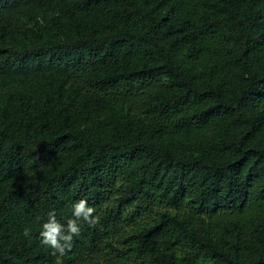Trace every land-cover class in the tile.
I'll return each mask as SVG.
<instances>
[{"label":"trees","instance_id":"trees-1","mask_svg":"<svg viewBox=\"0 0 264 264\" xmlns=\"http://www.w3.org/2000/svg\"><path fill=\"white\" fill-rule=\"evenodd\" d=\"M0 264H264V0H0Z\"/></svg>","mask_w":264,"mask_h":264},{"label":"clouds","instance_id":"clouds-1","mask_svg":"<svg viewBox=\"0 0 264 264\" xmlns=\"http://www.w3.org/2000/svg\"><path fill=\"white\" fill-rule=\"evenodd\" d=\"M74 219H69L67 225L60 224L55 215L50 213L47 222L43 224L40 232L41 243L51 247L54 252L63 255L70 251L73 246V238L81 235V224L83 221L89 226H95L99 223L100 217L94 215L95 208L89 206L85 199H80L72 205ZM23 236L31 237V229L25 228Z\"/></svg>","mask_w":264,"mask_h":264}]
</instances>
